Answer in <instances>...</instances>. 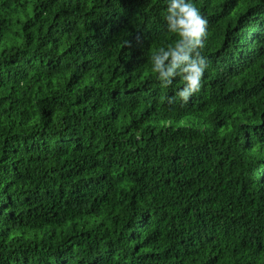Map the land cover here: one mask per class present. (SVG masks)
Instances as JSON below:
<instances>
[{"label": "trees", "instance_id": "16d2710c", "mask_svg": "<svg viewBox=\"0 0 264 264\" xmlns=\"http://www.w3.org/2000/svg\"><path fill=\"white\" fill-rule=\"evenodd\" d=\"M192 2L182 102L167 0H0V264H264V0Z\"/></svg>", "mask_w": 264, "mask_h": 264}, {"label": "clouds", "instance_id": "9594fccd", "mask_svg": "<svg viewBox=\"0 0 264 264\" xmlns=\"http://www.w3.org/2000/svg\"><path fill=\"white\" fill-rule=\"evenodd\" d=\"M165 11L167 31L178 39L153 53L152 72L162 87L172 85L174 78L179 77L183 86L176 90V96L187 102L201 88L207 68L206 58L201 54L207 20L192 0H167Z\"/></svg>", "mask_w": 264, "mask_h": 264}]
</instances>
